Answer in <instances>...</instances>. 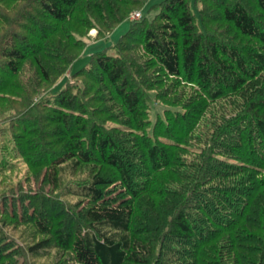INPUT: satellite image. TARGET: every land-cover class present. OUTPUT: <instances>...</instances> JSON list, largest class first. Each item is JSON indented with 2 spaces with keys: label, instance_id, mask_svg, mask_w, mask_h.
<instances>
[{
  "label": "trees",
  "instance_id": "trees-1",
  "mask_svg": "<svg viewBox=\"0 0 264 264\" xmlns=\"http://www.w3.org/2000/svg\"><path fill=\"white\" fill-rule=\"evenodd\" d=\"M8 1L0 0V24L9 26L0 37V65L6 74H19L31 58L40 76L49 79L52 64L40 53L53 54L68 66L77 56L68 52L82 42L66 27L79 0H21L15 17L2 7ZM207 2L218 5L214 15ZM221 2L162 0L151 19L142 14L130 22L113 45L114 53L94 52L86 65L72 69L76 78L106 83L108 97L120 102L142 135L140 142L126 146L116 129L91 121L85 100L92 85L84 83L76 92L57 90L56 103L40 125L43 142L29 141L28 147L39 146L45 180L63 188V195L47 200L41 194L33 201V214L26 218L40 237L30 236L23 247L27 256L52 251L58 257L69 254L78 264H264V25L241 0ZM256 3L264 11V0ZM93 12L101 10L97 6ZM222 21L241 39H254L260 46L224 39L211 25ZM135 51L152 60L149 64L165 78L200 91L181 109H167L155 123L144 118L143 86L153 88L154 83L144 75V63L129 53ZM225 97L232 109L211 110L212 133L195 136L211 104ZM46 138L51 149H46ZM186 138L201 146L195 160L179 171L172 164L180 160ZM163 169H170L171 176L158 182L141 179ZM117 182L124 195L108 196L107 186ZM148 191L158 200L143 195ZM69 195L76 200H67ZM13 217L16 222L22 218L16 212ZM17 248L0 252L5 256L0 264H18L5 259L12 252L18 260Z\"/></svg>",
  "mask_w": 264,
  "mask_h": 264
},
{
  "label": "rangeland",
  "instance_id": "rangeland-1",
  "mask_svg": "<svg viewBox=\"0 0 264 264\" xmlns=\"http://www.w3.org/2000/svg\"><path fill=\"white\" fill-rule=\"evenodd\" d=\"M160 1L162 0H79V10H75L72 13L68 24H66L69 31L70 28L73 29L75 35L82 40L77 50L73 51L70 49V52H68V54L76 52L77 56L67 66L58 59L56 60L53 54H51L52 56L45 53L38 54V57L42 58L45 63L52 64L49 69L50 77L47 80L40 76L31 58L26 59L22 63L21 72L15 76L6 74L4 66L0 65V252L8 251L13 247L19 248L16 251L18 260H16V255L13 256L12 252L6 255V260H14L18 264H78L71 259L69 254L58 257L51 251L38 257L27 256L23 249L30 242L31 235L35 239L40 237L32 229L31 225L27 223V220L33 214V201L39 199L41 194L45 195L47 200L63 195V188L55 189L46 182L47 166L43 163V159L39 157L41 155L39 146L33 149L32 145H39V142L41 140L43 142V138H45L44 135L42 136L39 133L40 125L45 121V114L49 113V106L56 103V97L59 93L57 90L70 88L76 92L79 86L84 83H87L89 87L93 86L91 93L95 98L90 100L89 98L92 95H88V100H85L89 109H91V112H89L91 121H101L107 127L116 129V133L126 146H133L134 143L140 142L141 129L136 126L135 121L131 120V115L124 112L125 110L117 99L108 97L107 84L104 82L96 84L83 76H77L76 78L72 69L75 70L86 65L94 52L106 49L109 53H114L112 50L113 45L123 33L128 31L130 22L137 20L132 18L133 13L141 11L148 19H151L157 10L154 5ZM219 1L221 2V0ZM226 1L232 2L233 0ZM241 1L247 6L252 15L264 25V11L258 7L256 0ZM23 3L21 0H9L2 7L6 10V13H11L15 17V10ZM96 4L101 10L98 15L93 12L97 7ZM207 5L211 7L210 11H212L213 15L218 11V5H211L209 2H207ZM211 25L212 27L217 25V32L221 33L224 39H231L232 42L238 41V43L245 45L260 46L254 39H241V36H237L236 31L233 30L232 25L224 21L217 24L212 23ZM8 28V24H0V37ZM43 44H46V41ZM49 45L54 44L51 42ZM129 53H133L132 57L134 59H139V61L144 63L142 67L145 71L144 75H148L154 83L153 88L143 86L144 92L147 93L144 97L145 107L142 110V116L150 119L153 123L159 118L165 117L167 109H172L173 111L181 109L182 103H186L190 95L195 94L196 90L200 91V89L191 85H178L179 83L176 80L174 81L173 78H165L157 72L158 68L156 65L149 64L152 60L142 53L140 54L137 51ZM63 66L65 67L61 70ZM4 73L6 75H3ZM137 77L139 81L142 80L141 74H137ZM172 83L178 86L172 88ZM97 85L100 87L96 88ZM82 97H85V95ZM229 103L230 99L225 97L218 103L211 104L209 111L199 120V125H197L198 128L194 135L205 137V135L201 134L202 131L208 133L206 136L212 133L211 127L214 124L211 122V110L218 109L220 112L223 106L231 110ZM226 108L225 110H227ZM231 114L228 112L227 116ZM39 116H41V120ZM36 130L37 132L33 134H25ZM148 130L150 131L151 128L149 127ZM49 139H45L46 149L52 148ZM29 141L33 144L28 147ZM185 142V149L180 150V154H178L180 160H176L172 164V167L176 166L175 169L179 171L187 169V162L195 160L194 155H196L197 149L201 146V143L195 139L186 138ZM15 159H18V161L14 162ZM25 160L29 161V164H25ZM12 162L14 163L11 164ZM140 163L142 165L148 164L147 161ZM172 169L174 170V168ZM171 170L150 171L149 177L143 176L141 179L147 183L148 180L157 178L158 182L163 178L170 177ZM154 187L160 190L161 186L155 184ZM106 191L108 196L114 198H119L125 193L120 182L110 184L107 186ZM143 195H147L153 200H158V196L151 195L149 191ZM66 199L76 200L71 195L67 196ZM36 205L37 208L40 207L41 202L38 201ZM48 205L51 207L52 204ZM81 207L80 205L78 208ZM68 208L70 209V206ZM14 212L17 213V217H22L19 222L14 220ZM138 214H140L139 211L135 213L136 217H138ZM0 256L2 259L5 257L2 256V253ZM175 257L172 256L173 259Z\"/></svg>",
  "mask_w": 264,
  "mask_h": 264
},
{
  "label": "built area",
  "instance_id": "built-area-1",
  "mask_svg": "<svg viewBox=\"0 0 264 264\" xmlns=\"http://www.w3.org/2000/svg\"><path fill=\"white\" fill-rule=\"evenodd\" d=\"M141 16H142L141 11H138V12L133 13L132 18L133 19H139V18H141Z\"/></svg>",
  "mask_w": 264,
  "mask_h": 264
}]
</instances>
